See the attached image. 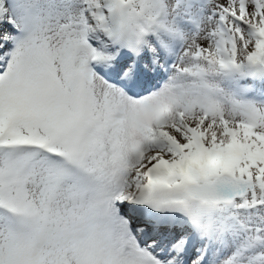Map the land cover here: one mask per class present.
Returning <instances> with one entry per match:
<instances>
[{"label": "snow or ice", "instance_id": "6c2138e0", "mask_svg": "<svg viewBox=\"0 0 264 264\" xmlns=\"http://www.w3.org/2000/svg\"><path fill=\"white\" fill-rule=\"evenodd\" d=\"M0 264H264V0H0Z\"/></svg>", "mask_w": 264, "mask_h": 264}]
</instances>
